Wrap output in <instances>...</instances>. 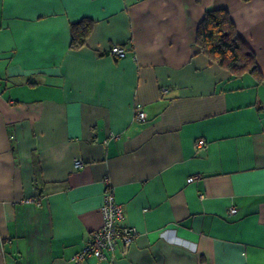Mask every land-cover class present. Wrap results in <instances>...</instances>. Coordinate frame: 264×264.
<instances>
[{
	"label": "crops",
	"instance_id": "0c3cea01",
	"mask_svg": "<svg viewBox=\"0 0 264 264\" xmlns=\"http://www.w3.org/2000/svg\"><path fill=\"white\" fill-rule=\"evenodd\" d=\"M216 8L261 81L200 52ZM106 178L137 237L80 264H264V0H0V264H72Z\"/></svg>",
	"mask_w": 264,
	"mask_h": 264
},
{
	"label": "trees",
	"instance_id": "16d2710c",
	"mask_svg": "<svg viewBox=\"0 0 264 264\" xmlns=\"http://www.w3.org/2000/svg\"><path fill=\"white\" fill-rule=\"evenodd\" d=\"M247 1V0H244ZM94 26L91 18L83 17L70 24L72 50L86 45ZM195 42L200 52L238 78L248 73L262 80L255 53L241 39L229 12L224 8L207 10L196 28Z\"/></svg>",
	"mask_w": 264,
	"mask_h": 264
},
{
	"label": "built area",
	"instance_id": "2783aa9c",
	"mask_svg": "<svg viewBox=\"0 0 264 264\" xmlns=\"http://www.w3.org/2000/svg\"><path fill=\"white\" fill-rule=\"evenodd\" d=\"M110 53L117 57H124L127 54L126 47L120 44H114L110 47ZM137 119H144L146 113L137 110L135 114ZM84 165L81 157L74 159V168ZM194 177H189L192 181ZM230 214L237 212L235 207H230ZM101 223L94 229L86 240L83 248L71 257L72 264H80L87 256H94L99 259L105 258L106 252H113L118 243L128 248L137 237V231L134 227L126 224H119L122 218L121 205L116 201L114 190L108 179H105V192L102 204L100 206Z\"/></svg>",
	"mask_w": 264,
	"mask_h": 264
}]
</instances>
